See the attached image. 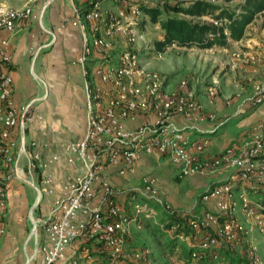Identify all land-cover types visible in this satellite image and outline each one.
Masks as SVG:
<instances>
[{
	"label": "built area",
	"instance_id": "2783aa9c",
	"mask_svg": "<svg viewBox=\"0 0 264 264\" xmlns=\"http://www.w3.org/2000/svg\"><path fill=\"white\" fill-rule=\"evenodd\" d=\"M52 1L39 0L42 9ZM106 2L111 7L102 11ZM138 4L155 5L148 0H83L81 9H73L65 21L80 37L76 64L82 78L84 133L81 140L67 143L64 159L45 157L46 143L26 140L27 133L44 129L46 120L37 101L20 108L13 104L8 36L33 14L29 6L0 4V240L7 235L8 193L21 182L34 187L37 180L39 216L33 220L28 264H145L147 250L126 251L131 232L141 230L144 219L154 218L150 203L176 215L165 206L153 177H141L123 206L117 198L124 192L110 185L108 175L112 170L121 178L133 175L141 156L153 155L167 159L177 178L217 180L202 198L210 201L211 210L179 214L168 226L167 235L188 248L186 258L171 257L170 264H231L221 251L243 260L241 264H263L250 240L256 233L264 247V119L254 124L241 146L207 154L208 140L194 134L202 133L196 121L211 122L213 115L199 116L202 107L185 82L167 92L164 78L146 70L138 58L139 50L144 57L152 53L161 59L180 49L174 43L160 51L148 43L134 47L142 39L140 23L146 22ZM213 85L203 91L208 101L216 96ZM175 117L186 125L178 127ZM61 163L75 164L76 170L54 196L53 176Z\"/></svg>",
	"mask_w": 264,
	"mask_h": 264
},
{
	"label": "crops",
	"instance_id": "0c3cea01",
	"mask_svg": "<svg viewBox=\"0 0 264 264\" xmlns=\"http://www.w3.org/2000/svg\"><path fill=\"white\" fill-rule=\"evenodd\" d=\"M82 2L83 0H54L44 9L38 2L32 8L33 17L19 25L8 36L10 61L7 73L14 87L12 101L16 108L23 107L33 100L37 101L39 110L46 120V127L39 132L27 133L26 140L32 139L39 143H46L45 157L57 155L60 159H64L67 143L81 140L84 133L82 78L76 64V58L80 52V37L78 30L65 22L72 18L73 9H81ZM2 35L5 36V34ZM226 50L223 49V52H227ZM226 83H228L227 80L224 81L222 89H226ZM222 89L219 91L220 96L213 99L211 104L206 103L201 92L197 93L196 97L202 107L199 116L204 117V115L211 114L214 121L219 120V123L215 125L205 120L196 121L202 133L194 134V137L206 136L208 138L209 145L206 153L209 155L219 154L227 147L241 146L250 139L254 124L264 119V106L239 107L247 99L245 95L240 94V97L238 96L232 100L230 105L225 106L224 98L230 94H226V91ZM193 117H197L196 114ZM224 117L225 119L220 122V119ZM234 118H236L235 122L230 124L229 122ZM174 123L178 127L186 125L179 117L174 118ZM161 159L163 161H159V158L153 155H143L136 163L133 176L124 178L109 176L108 181L115 185L112 182L115 177L123 181L122 185L118 186L119 190L130 191L132 189L129 184L131 179L137 180V177L148 173L152 168L157 169L151 177L156 180V187L165 196L164 199L169 204H174L175 201L169 189L171 183L167 180L175 179L176 169L167 159L163 157ZM75 170V164L68 166L61 163L57 167L53 176L54 196L57 195L62 183L71 177ZM185 179L191 183L204 178L192 176ZM210 180H212L211 183L217 181L215 178ZM165 182L168 185L167 189ZM16 188L17 185H14L7 195L8 210ZM162 189H165L167 193L163 192V194ZM124 195H126L125 192ZM123 200L121 196L117 198L120 204ZM204 206L210 209L211 203L206 202Z\"/></svg>",
	"mask_w": 264,
	"mask_h": 264
},
{
	"label": "rangeland",
	"instance_id": "374dc122",
	"mask_svg": "<svg viewBox=\"0 0 264 264\" xmlns=\"http://www.w3.org/2000/svg\"><path fill=\"white\" fill-rule=\"evenodd\" d=\"M0 0V4L10 8H21L23 6H29L31 9L39 2V0ZM149 2L157 5L160 9L166 2H177L179 4H186L193 0H148ZM219 6L234 7L238 3L244 0H234L229 3H225V0H203ZM111 7L110 2H106L101 6V10H105ZM163 17H172L177 19H183L191 24H200L205 20L191 19L183 17L179 14L165 13L163 11ZM159 32L157 26H152L147 21L144 24V29L140 30L142 33V39L138 40L134 47L144 46L151 39L157 38ZM215 49V48H214ZM210 48L209 52L202 53L195 49H175L165 54L161 59H155L152 53H149L147 57L142 55L139 50V60L145 62L146 70L154 71L164 78V86L167 92H173L177 90V86L180 82H185L186 90L193 94L194 100L201 92L204 95V89L210 84L216 86V96H220V90L223 88V83L227 80L228 83L226 89L227 97L224 98V105L228 106L233 99L245 95L247 99L242 102V106L259 107L264 106V8L262 11L256 13L249 25H247L243 31L242 37L239 41L228 43L227 52H223V49L218 50ZM214 50V51H213ZM226 62V63H224ZM198 93V94H197ZM232 93V94H231ZM260 98L259 103H255L254 100ZM206 99V98H205ZM213 101H208L207 104H211ZM197 102V100H196ZM198 103V102H197ZM199 104V103H198ZM201 105V104H200ZM238 107V108H239ZM239 108V109H240ZM204 115V114H203ZM206 116V115H204ZM225 119H220L222 122ZM209 122L211 124H218L219 120ZM236 118L232 119L230 124L234 123ZM218 127V126H217ZM199 138L208 139L206 136H198ZM159 161H163L161 157H158ZM22 162V161H21ZM157 169H151L148 173L131 179L129 184L131 188L138 186L140 178L143 176H151ZM135 173V172H134ZM134 175V174H133ZM129 175V176H133ZM115 176L118 177L114 170L110 172L108 178ZM110 184L113 188L118 189V186L122 182L119 179H115ZM128 177V176H126ZM177 178L167 180L171 185V195L174 199V204L167 202L158 190L162 201L165 202V206L169 207L171 211H174L175 215H196L205 212L210 209H206L204 204L210 202L202 199L205 195V191L212 186V178H204L203 180L197 179L196 181L189 182L188 179ZM35 179V178H34ZM34 187H39L37 180H34ZM125 182V181H124ZM165 188L167 189V182H165ZM198 183V184H197ZM16 192L13 193V197L10 202L7 218V235L0 240V264H25L27 258L30 257L33 248L32 236L28 238L31 230V222L28 212L37 198L35 188L31 184L19 183L16 184ZM164 190V191H163ZM203 190H205L203 192ZM126 193L121 194L124 198L123 206H126V201L131 196L132 191H123ZM166 190L162 189V193ZM163 193V194H164ZM167 193V192H166ZM170 194V193H169ZM237 198V196H235ZM142 201V199H140ZM147 203H150L149 201ZM237 206L239 200L236 199ZM262 204L264 202L262 201ZM155 213L154 218L144 219L142 222V228L139 231H132L128 242L126 243V251H138L145 249L148 251L145 264H170L169 258H186L188 248L185 243L175 241L170 238L166 230L168 228V221L170 215L162 207L154 206L150 203ZM186 207L188 209H186ZM185 208L184 210H180ZM39 216L38 204L31 210L32 220L37 219ZM160 225L163 227L160 229ZM38 233V232H37ZM251 241V243H250ZM248 240V244H252L256 248V253L259 256L261 262L264 264V247L261 243V238L258 234L254 233L251 240ZM176 249V250H175ZM223 257V256H222ZM224 260H228L223 257ZM234 261V260H233Z\"/></svg>",
	"mask_w": 264,
	"mask_h": 264
},
{
	"label": "trees",
	"instance_id": "16d2710c",
	"mask_svg": "<svg viewBox=\"0 0 264 264\" xmlns=\"http://www.w3.org/2000/svg\"><path fill=\"white\" fill-rule=\"evenodd\" d=\"M225 1L229 3L234 0ZM138 8L149 24L158 27L157 38L148 42V46L155 51H160L170 43L185 50L224 49L229 42L233 43L241 39L245 27L251 23L254 15L263 10L264 0H244L234 7L224 8L203 0H193L186 4L166 2L163 6L164 10L157 5L138 4ZM163 11L205 21L200 24H191L183 19L163 17ZM141 25H144L143 22L140 23V27ZM177 221V216H170L168 226ZM183 231L187 233L185 228ZM128 241L127 239L126 243ZM220 255L227 258L231 264L243 263V260L226 251H221Z\"/></svg>",
	"mask_w": 264,
	"mask_h": 264
},
{
	"label": "water",
	"instance_id": "95a60500",
	"mask_svg": "<svg viewBox=\"0 0 264 264\" xmlns=\"http://www.w3.org/2000/svg\"><path fill=\"white\" fill-rule=\"evenodd\" d=\"M44 9V8H43ZM20 147H22V138L20 139ZM38 204V197L35 199V201L33 202L29 212H28V215H29V218H30V222H31V230H30V233L28 235V238H30L33 234H34V231H35V228H34V223H33V220L31 218V210L32 208H34L36 205ZM25 264H28V259L25 261Z\"/></svg>",
	"mask_w": 264,
	"mask_h": 264
}]
</instances>
